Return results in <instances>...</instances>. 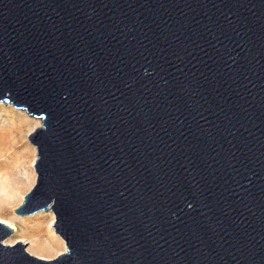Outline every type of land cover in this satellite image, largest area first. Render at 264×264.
I'll list each match as a JSON object with an SVG mask.
<instances>
[{
	"label": "water",
	"instance_id": "1",
	"mask_svg": "<svg viewBox=\"0 0 264 264\" xmlns=\"http://www.w3.org/2000/svg\"><path fill=\"white\" fill-rule=\"evenodd\" d=\"M0 101L66 244L0 264H264V0H0Z\"/></svg>",
	"mask_w": 264,
	"mask_h": 264
},
{
	"label": "bare ground",
	"instance_id": "2",
	"mask_svg": "<svg viewBox=\"0 0 264 264\" xmlns=\"http://www.w3.org/2000/svg\"><path fill=\"white\" fill-rule=\"evenodd\" d=\"M39 123L40 119L35 120L34 126H30L28 130L31 131L33 127ZM20 130L21 126L19 125H15V128L11 130L5 128L0 129V222L6 224L13 231H17V225L13 221L14 216L6 217V214L9 213V207L16 208L20 205L24 197L22 191L32 185L33 182L31 179L28 181L24 180L23 172H27V157H31L29 166L32 168L36 158V147L34 144L32 145V148L25 146L26 149L23 148L25 150L16 149L15 152L10 151V148L16 147V144L23 136V134H20V137L15 138L16 131L22 133ZM33 174L32 176L35 179L34 170ZM50 213L52 215V221L46 228H43L41 224H36L31 236H21L16 240L7 237L4 240V243L7 245H13L15 241L18 240L23 241L26 244L30 243L27 247L28 252L34 256L45 259H51L53 255L65 252V241L57 232H55L52 225L54 216L52 212ZM32 237L36 238L33 239Z\"/></svg>",
	"mask_w": 264,
	"mask_h": 264
},
{
	"label": "rangeland",
	"instance_id": "3",
	"mask_svg": "<svg viewBox=\"0 0 264 264\" xmlns=\"http://www.w3.org/2000/svg\"><path fill=\"white\" fill-rule=\"evenodd\" d=\"M40 119L39 117H36L34 115L29 114L26 109H22V108H16L15 106L12 105V103H2V101H0V129H7V130H11L15 128V125H19L21 126V130L22 133H19L16 131V137H20V134H23L21 140L16 144V147H11L10 151L11 152H15L16 149L22 150L23 148H25V146H29L32 148L33 143H31L28 140L29 137V133L33 130H35L37 127L41 126V119H40V123L38 125H36L35 127H33V129L31 131L28 130V128L31 126H34V121ZM33 123V124H32ZM32 124V125H31ZM28 147V148H29ZM36 147V146H35ZM26 149V148H25ZM23 149V150H25ZM32 156V155H30ZM28 158V162L26 164L27 168V172H23V177L24 180H30L33 182L32 185L35 183L36 180V176L37 173L35 171V167H34V163H33V168L29 166L30 164V158L31 157H27ZM37 159V150H36V158ZM33 170L35 172V179L33 178L34 174H33ZM33 174H31V172ZM29 177V178H28ZM32 185L30 187L25 188L22 193L25 195V193L32 187ZM9 207V206H8ZM15 207H9V213L6 214V217L9 216H14L13 221L16 223L17 225V231H13V233L8 236L11 237L12 239L16 240L18 237H28L31 236L33 229L36 227V224L39 225L41 224V226L43 228H46L47 225H49L52 221V215L50 212L52 211H45L41 210L38 212H35L33 214L30 215H18L15 213ZM54 219L52 222V225L54 224L55 221V214L52 212ZM31 238V237H30ZM33 239L36 237H32ZM16 242H21L24 248V250H27V247L29 246L30 243H25L23 241H15ZM14 243V244H15ZM13 244V245H14ZM58 255V254H56ZM56 255H53L52 258H54Z\"/></svg>",
	"mask_w": 264,
	"mask_h": 264
}]
</instances>
